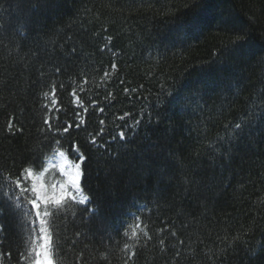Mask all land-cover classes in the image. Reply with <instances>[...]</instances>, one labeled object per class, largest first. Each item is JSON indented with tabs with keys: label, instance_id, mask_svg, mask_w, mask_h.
I'll use <instances>...</instances> for the list:
<instances>
[{
	"label": "trees",
	"instance_id": "16d2710c",
	"mask_svg": "<svg viewBox=\"0 0 264 264\" xmlns=\"http://www.w3.org/2000/svg\"><path fill=\"white\" fill-rule=\"evenodd\" d=\"M69 117L55 264H264V0H0V264L42 242L6 169L78 162Z\"/></svg>",
	"mask_w": 264,
	"mask_h": 264
},
{
	"label": "snow or ice",
	"instance_id": "6c2138e0",
	"mask_svg": "<svg viewBox=\"0 0 264 264\" xmlns=\"http://www.w3.org/2000/svg\"><path fill=\"white\" fill-rule=\"evenodd\" d=\"M196 0H193L195 3ZM236 40L243 39L242 36H236ZM59 69H57V73H59ZM55 94V90H54ZM75 95V93H73ZM47 110V109H46ZM75 109H73V115H75ZM101 113H103L104 109H100ZM67 115V113H64ZM72 119V117H69ZM122 121L125 120L124 117L120 118ZM101 124L104 123L103 120L100 121ZM139 123V121H137ZM43 124L49 128L51 131V121L44 120ZM240 125H237L239 128ZM63 132L65 135L60 137L59 133L57 136L50 140L49 142L56 145H61L62 140L66 141L69 145L70 149H75L77 153L80 155V159L78 162L69 164V167L73 169V171L66 172L65 166H60V171L65 173L68 177L67 183L64 185H56L49 188H45L43 183H40L38 178L35 176L33 172V168L30 164H22L15 170L6 169L7 171L11 172L12 175L18 177L15 179L16 187L19 191L23 192L28 197V203L30 205V211L33 212L40 220L41 228L40 232L42 233V242L38 245L37 248L32 249V257L30 260V264H55V260L53 258V240L48 234V230L43 227L44 223L46 222L43 218L48 217L51 213L49 209L59 210L60 208L67 205L69 202H73L76 200L75 194L77 192H81L82 188L80 187L81 178L84 175V168L83 163L88 159V156L85 152H82V145L78 141H74L72 139V132L70 129H80V123L74 119H72V123L70 125L64 124L62 125ZM120 128H123V124L120 125ZM101 134V137L105 135L104 130L102 128L98 129ZM111 135V133H109ZM126 133L123 130L116 131L114 136H111L113 141L117 139H125ZM91 143L95 145L97 143L96 140H92ZM63 157V153L60 154ZM31 180H37L36 183H31L29 186V182ZM80 203H87V200L80 201ZM181 243H183L181 241ZM135 255V254H134ZM19 259H23L25 262L29 261V257L25 253H18L17 257Z\"/></svg>",
	"mask_w": 264,
	"mask_h": 264
},
{
	"label": "rangeland",
	"instance_id": "374dc122",
	"mask_svg": "<svg viewBox=\"0 0 264 264\" xmlns=\"http://www.w3.org/2000/svg\"><path fill=\"white\" fill-rule=\"evenodd\" d=\"M61 153H56L51 159L48 160L47 164V171L44 173H36L34 172L35 176L38 178L40 183H43L45 188H49L56 185H64L67 183L68 177L65 173L60 171V166L64 165L66 172L73 171L69 167V164L75 163L77 161H72L69 157L65 154L63 157L60 155ZM37 180H31L29 183H36ZM76 200L75 202L80 203V201L85 200L86 198L81 194V192L74 193ZM84 204V203H80ZM45 220V217L43 218ZM40 223V220L38 219Z\"/></svg>",
	"mask_w": 264,
	"mask_h": 264
}]
</instances>
